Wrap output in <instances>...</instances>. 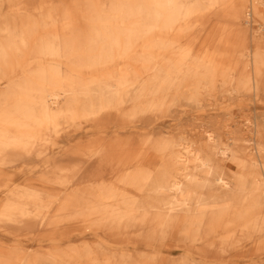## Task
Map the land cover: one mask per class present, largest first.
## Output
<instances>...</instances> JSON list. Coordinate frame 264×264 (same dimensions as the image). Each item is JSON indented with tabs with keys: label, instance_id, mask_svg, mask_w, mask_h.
<instances>
[{
	"label": "bare ground",
	"instance_id": "obj_1",
	"mask_svg": "<svg viewBox=\"0 0 264 264\" xmlns=\"http://www.w3.org/2000/svg\"><path fill=\"white\" fill-rule=\"evenodd\" d=\"M263 6L0 0V264H264Z\"/></svg>",
	"mask_w": 264,
	"mask_h": 264
},
{
	"label": "rangeland",
	"instance_id": "obj_2",
	"mask_svg": "<svg viewBox=\"0 0 264 264\" xmlns=\"http://www.w3.org/2000/svg\"><path fill=\"white\" fill-rule=\"evenodd\" d=\"M263 7H264V6H263ZM179 255H180V253L177 252V253L174 254V257H177V256H179Z\"/></svg>",
	"mask_w": 264,
	"mask_h": 264
}]
</instances>
